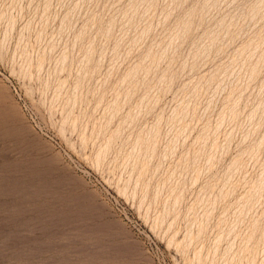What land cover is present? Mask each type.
<instances>
[{
	"label": "rangeland",
	"instance_id": "1",
	"mask_svg": "<svg viewBox=\"0 0 264 264\" xmlns=\"http://www.w3.org/2000/svg\"><path fill=\"white\" fill-rule=\"evenodd\" d=\"M0 264H264V0H0Z\"/></svg>",
	"mask_w": 264,
	"mask_h": 264
}]
</instances>
